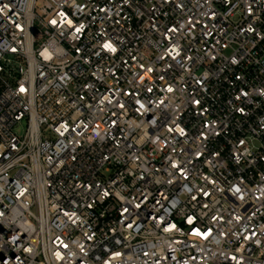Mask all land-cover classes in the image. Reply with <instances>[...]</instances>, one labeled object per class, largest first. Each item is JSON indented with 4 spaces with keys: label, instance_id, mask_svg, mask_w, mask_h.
I'll return each mask as SVG.
<instances>
[{
    "label": "built area",
    "instance_id": "obj_1",
    "mask_svg": "<svg viewBox=\"0 0 264 264\" xmlns=\"http://www.w3.org/2000/svg\"><path fill=\"white\" fill-rule=\"evenodd\" d=\"M0 264H264V0H0Z\"/></svg>",
    "mask_w": 264,
    "mask_h": 264
},
{
    "label": "rangeland",
    "instance_id": "obj_2",
    "mask_svg": "<svg viewBox=\"0 0 264 264\" xmlns=\"http://www.w3.org/2000/svg\"><path fill=\"white\" fill-rule=\"evenodd\" d=\"M26 126H27V123H26V120L23 119L21 120L19 123H17L14 127V132L17 134V135H23V133L25 132L26 130Z\"/></svg>",
    "mask_w": 264,
    "mask_h": 264
}]
</instances>
